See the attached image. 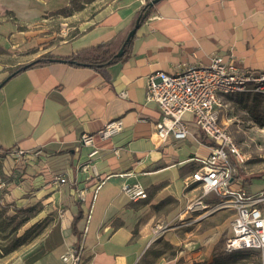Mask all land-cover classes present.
<instances>
[{
    "label": "crops",
    "instance_id": "1",
    "mask_svg": "<svg viewBox=\"0 0 264 264\" xmlns=\"http://www.w3.org/2000/svg\"><path fill=\"white\" fill-rule=\"evenodd\" d=\"M142 7L139 0H0V52L27 59L15 66L44 54L54 58L8 80L13 63L0 61L4 209L15 202L28 209L36 201L51 217L39 243L19 251L12 264H66L62 256L71 246L79 249V264L203 262L197 254L185 258L179 246L198 239L189 240L191 232L179 229L188 219L203 217L202 211H186L202 193L187 178L198 169V159L210 154L209 142L196 136L162 142L156 128L161 112L146 100V81L151 73L207 65L215 54H232L238 66L264 70V0H160L137 29L128 58L107 68L109 78L56 61L126 40ZM116 119L124 123L119 135L105 141L95 136L99 176L82 171L93 148L82 146L81 136L97 134ZM12 149L39 152L22 160L20 181L11 169L17 159L6 154ZM59 175L65 184L55 181ZM135 183L146 188L147 198L132 200L123 193V186ZM79 190L85 191V201L78 199ZM213 199L210 195L205 202ZM80 212L81 237L72 230ZM232 218L233 213L230 223ZM159 223L176 228L154 239ZM230 231L229 237L231 225Z\"/></svg>",
    "mask_w": 264,
    "mask_h": 264
},
{
    "label": "built area",
    "instance_id": "2",
    "mask_svg": "<svg viewBox=\"0 0 264 264\" xmlns=\"http://www.w3.org/2000/svg\"><path fill=\"white\" fill-rule=\"evenodd\" d=\"M144 6L150 0H139ZM255 93L264 95V70H251L238 66L234 55L215 54L207 65H189L177 72L151 73L146 81V100L157 104L161 117L156 123L157 136L162 142L184 141L194 136L195 125L207 138L210 154L199 158V167L187 178L201 188L200 197L189 202L186 211H202V216L222 208L233 211L231 220L232 236L226 244L227 251L259 250L261 264H264V188L251 192L245 187V181L239 175V169L246 162L240 145L222 129L217 110L222 106L227 95ZM121 92V97H126ZM192 118L188 119L187 116ZM124 129L122 119L107 123L97 134L84 133L82 146L92 147L89 161L80 166L84 172H91L98 177L94 161L98 154L95 136L101 140H111ZM17 161H27L31 154L22 149L6 152ZM186 180V181H187ZM55 181L63 185L67 182L61 175ZM8 183L0 167V210L7 206L6 190ZM122 191L132 200L147 198L146 188L140 184L123 186ZM213 195V201L205 199ZM78 199L85 201L86 193L79 190ZM169 228L158 224L153 228L154 239L164 234ZM66 264H79L80 253L77 247H69L62 256Z\"/></svg>",
    "mask_w": 264,
    "mask_h": 264
},
{
    "label": "rangeland",
    "instance_id": "3",
    "mask_svg": "<svg viewBox=\"0 0 264 264\" xmlns=\"http://www.w3.org/2000/svg\"><path fill=\"white\" fill-rule=\"evenodd\" d=\"M17 60L25 61L27 59L20 58V56H8L0 52V61L13 63V66L7 69L8 72L20 66L14 65ZM217 115L222 129L240 145L245 155L246 162L239 169L241 179L247 182L245 187L248 191L263 189L264 95L255 93L227 95L223 98L222 106L218 108ZM195 122L196 119L191 125ZM194 136L202 141L201 137L205 135L201 131H197ZM2 156L3 154L0 153V161ZM24 163L15 160L11 168L12 174H16L18 181L25 175ZM0 167L2 168L1 164ZM254 180H256L254 186L249 188ZM31 204L32 206L28 209H23L24 205L21 206L15 202L12 209L0 210V264L14 263L19 251L34 247L42 239L46 231L45 227H47L46 219L51 217H48L46 213L42 214L40 203L33 201ZM232 213V209L229 208L212 211L201 217L202 219L199 220L202 222L201 225H198L199 221L191 222L194 219L187 221L186 217L185 220L190 224L187 223L186 227L179 230L182 233L184 231L191 232L188 237L189 240L195 238L198 240L192 242L193 244L189 241L179 246L181 250L185 251V258L197 254V258L203 260L201 264H207L208 260H213V264H261L259 250L226 252L227 240L231 233L229 223ZM60 214L61 210L58 211V216ZM159 224L166 225L169 230L176 228L174 223ZM15 249L18 251L13 252Z\"/></svg>",
    "mask_w": 264,
    "mask_h": 264
},
{
    "label": "trees",
    "instance_id": "4",
    "mask_svg": "<svg viewBox=\"0 0 264 264\" xmlns=\"http://www.w3.org/2000/svg\"><path fill=\"white\" fill-rule=\"evenodd\" d=\"M152 0L148 1L146 5H144L141 10L137 13L135 16L133 23L131 25V29L135 27L137 21H140V24H143L152 14L154 6H150V2ZM125 40V39H124ZM124 40L122 41H113L108 44H101L96 47H93L89 50H86L84 52H81L77 55H74L70 58L64 59V61H68L72 64L79 65V66H87L90 68L95 69L97 72L103 74L105 78H109L107 74V68L128 58L130 55V50L132 47V41L129 42L125 46V53L122 57H117V53L122 48ZM53 56L50 54H44L40 56L35 63L32 62V65H30L27 69L35 67L40 64H46L48 62H51L53 60ZM25 65H20L12 70L9 71V75L16 72L18 74L19 72L23 71L22 69ZM20 70V71H19ZM19 71V72H18ZM15 74V75H16ZM14 75V76H15ZM2 83H0L1 85ZM201 140L203 142L208 141L206 136H202ZM249 182V180H247ZM82 212H80L74 219L72 224V230L73 233L79 237H81V234L79 233L77 229V222L81 219Z\"/></svg>",
    "mask_w": 264,
    "mask_h": 264
},
{
    "label": "water",
    "instance_id": "5",
    "mask_svg": "<svg viewBox=\"0 0 264 264\" xmlns=\"http://www.w3.org/2000/svg\"><path fill=\"white\" fill-rule=\"evenodd\" d=\"M159 1H160V0H152V1L150 2V6H154V5L157 4ZM139 26H140V21L138 20L137 23H136V25H135V27H134V28L128 33V35H127V37H126V40H125V42L123 43L122 48H121V49L119 50V52L117 53V57H122V56H123V54L125 53V46H126L129 42H131V40H132L133 37L135 36L136 31H137V29L139 28ZM56 61L64 62V60H62V59H58V60H56ZM33 63H35V62H33ZM30 65H32V63L25 65L22 69L25 70V69H27ZM19 71H20V70H19ZM19 71H18V72H19ZM15 74H16V72L13 73V74H11V75H9V76L6 78V80L12 78ZM6 80H5V81H6ZM3 83H4V82H3ZM3 83H2V84H3ZM2 84L0 85V88H1Z\"/></svg>",
    "mask_w": 264,
    "mask_h": 264
}]
</instances>
